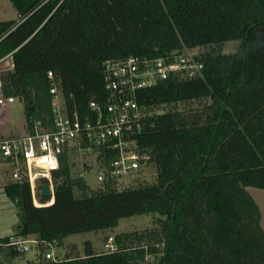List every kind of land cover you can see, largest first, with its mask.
Instances as JSON below:
<instances>
[{
    "label": "trees",
    "instance_id": "trees-1",
    "mask_svg": "<svg viewBox=\"0 0 264 264\" xmlns=\"http://www.w3.org/2000/svg\"><path fill=\"white\" fill-rule=\"evenodd\" d=\"M11 1L19 15L35 10L12 30L13 20L0 21V61L13 60L0 71L2 93L22 101L29 133L37 121L54 128L53 85L82 118L91 100L105 103L107 59L198 49L203 64L193 77L171 75L138 93L148 113L135 137L153 180L118 188L109 177L92 188L64 154L52 203H34L24 167L4 184L19 217L13 234L38 239L37 256L24 264H264L261 209L248 190L264 189V0H51L37 9L38 0ZM229 40L240 41L236 51H223ZM141 213L160 217L116 233L115 251L87 240L83 252L46 257L49 242L60 247L70 234ZM11 235L0 244L23 254L7 245Z\"/></svg>",
    "mask_w": 264,
    "mask_h": 264
},
{
    "label": "built area",
    "instance_id": "built-area-1",
    "mask_svg": "<svg viewBox=\"0 0 264 264\" xmlns=\"http://www.w3.org/2000/svg\"><path fill=\"white\" fill-rule=\"evenodd\" d=\"M51 0H38L35 9ZM63 0H59L58 5ZM29 14H20L13 22L11 29L16 28ZM9 30V31H10ZM189 51V52H188ZM182 53H169L156 58H140L129 56L121 59H107L103 63L105 88L108 99L101 104L90 101L92 114L81 117L78 111H69L63 102L57 87L53 85L52 104L57 111L53 129H40V121L35 123V132L21 135L0 137V160L12 166V177L20 178L21 168L27 171L34 203L38 206L48 205L54 201L55 184L53 172L60 168L61 157L70 156L75 166L78 152L95 154L97 161L96 178L99 183L111 177L118 188L129 186L137 178H143V170L147 167L148 154L141 149L136 141V134L143 128V119L148 107L138 100L139 91L159 79L171 75L193 77L203 64L195 59L196 52L188 50ZM52 78V71L48 72ZM16 101L13 96H4L0 76V104L6 105ZM101 158L108 160V166H99ZM90 166L83 163V170ZM85 177V171L78 174ZM47 178L50 185L51 199L42 202L38 193V180ZM86 178V177H85ZM37 238L11 235L7 245L14 246L18 251L27 252L31 244H37ZM118 246L115 237L110 236L105 242L106 251H115ZM57 242H49L47 258L56 257Z\"/></svg>",
    "mask_w": 264,
    "mask_h": 264
},
{
    "label": "rangeland",
    "instance_id": "rangeland-1",
    "mask_svg": "<svg viewBox=\"0 0 264 264\" xmlns=\"http://www.w3.org/2000/svg\"><path fill=\"white\" fill-rule=\"evenodd\" d=\"M18 17L19 14L11 0H0V21H16ZM239 44V40H229L225 42L223 51H236ZM197 50L198 49H192L191 52H197ZM10 58L11 57H9V59ZM6 68H10V66L4 62L0 63V71ZM1 132H27L23 103L18 98H16L14 103L6 105L0 104V135L1 137H5L6 135H3ZM75 162L76 164L72 168L73 173L79 174L85 171V177L89 185L92 188L97 187L99 181L96 178L98 167L95 154H88L80 151L76 155ZM84 162H87L90 166L86 170H83ZM12 170L10 164L0 160V235L8 228L13 231V227L16 226V223H18L19 220L15 203L4 191V184L10 180H15L12 177ZM155 176L156 169L153 166H147L143 170V178L151 181ZM248 190L253 197L257 199H260L258 193L264 191L263 189L254 186H249ZM158 217H160V214L157 213H141L121 218L119 223L112 228L70 234L64 239V244L58 247V251H60L61 254H64L67 248L71 247L74 250L83 252L87 240L93 242L97 251L105 250V242L110 236H114L119 232L136 229L142 230L147 227H152L156 224ZM6 233L8 232H4V234ZM38 252L36 244H31V249L29 251L23 252V254L19 255H13L9 246H3V249H0V264H24L27 259L35 258Z\"/></svg>",
    "mask_w": 264,
    "mask_h": 264
},
{
    "label": "crops",
    "instance_id": "crops-1",
    "mask_svg": "<svg viewBox=\"0 0 264 264\" xmlns=\"http://www.w3.org/2000/svg\"><path fill=\"white\" fill-rule=\"evenodd\" d=\"M9 57H11V58L9 59ZM3 62L6 63L7 65H9L10 67H12V66H13L12 55L9 54L8 56H6L5 58H3V59L0 61V63H3ZM1 133H2L3 135L9 136V135H21V134H25V133H27V132H1ZM263 190H264V189H263ZM258 195H259L260 199H257V198H255V199H256V201L258 202L259 207H260V209H261V222H262V226H263V228H264V191L259 192ZM18 221H19V220H18ZM16 225H17V223H16ZM12 226H13V225H12ZM15 227H16V226H15ZM15 227H13V228H14L13 231H11L10 228L5 229V231H3V233L0 235V237H3V236H7V235H11V234H13V233L15 232ZM4 232H8V233L4 234ZM3 246H6V244H3V245L0 244V249H3Z\"/></svg>",
    "mask_w": 264,
    "mask_h": 264
},
{
    "label": "water",
    "instance_id": "water-1",
    "mask_svg": "<svg viewBox=\"0 0 264 264\" xmlns=\"http://www.w3.org/2000/svg\"><path fill=\"white\" fill-rule=\"evenodd\" d=\"M41 193L45 197H50L51 196L50 185L48 183L42 184Z\"/></svg>",
    "mask_w": 264,
    "mask_h": 264
}]
</instances>
